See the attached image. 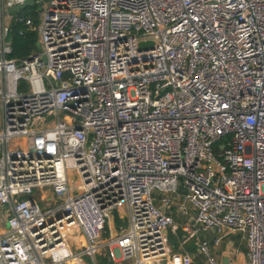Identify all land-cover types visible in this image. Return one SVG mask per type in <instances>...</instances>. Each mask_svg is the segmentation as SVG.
<instances>
[{"label":"built area","instance_id":"obj_1","mask_svg":"<svg viewBox=\"0 0 264 264\" xmlns=\"http://www.w3.org/2000/svg\"><path fill=\"white\" fill-rule=\"evenodd\" d=\"M25 2L0 0V264H200L174 201L207 264L210 231L264 264V0H34L37 27ZM13 24L38 52L10 58Z\"/></svg>","mask_w":264,"mask_h":264},{"label":"crops","instance_id":"obj_2","mask_svg":"<svg viewBox=\"0 0 264 264\" xmlns=\"http://www.w3.org/2000/svg\"><path fill=\"white\" fill-rule=\"evenodd\" d=\"M180 192L181 193L185 192V189L183 188V186L180 187ZM50 195H51V193H50ZM161 197H162V194L156 192V194H155L156 202L158 203V205L160 207H162L161 206ZM174 199H175V197H174ZM177 205H178V202L174 201V206L171 209L167 210V212L170 213L172 215V217L175 219L174 221L178 227L177 232L180 231L178 233L177 232L175 233L176 238L174 239L175 244L178 243L179 247L176 246V251L174 249L173 250L177 253L188 254V255H189V253L195 252V250H198V252H199V246L197 244L198 242H196L194 246L188 247L187 243L190 240L187 239V235L182 229L183 226H185L187 224L193 225L195 223L194 215L193 214L190 216L182 215L178 211ZM4 227L5 226H3L2 228H4ZM122 229L123 228H120L118 226V224L115 223L113 221V219L111 218L104 236H105V238H108V237L114 235L115 233H119ZM72 235L73 236L70 237V239H71L70 242L72 243L73 248L74 249L80 248V246L83 245V239H82L81 235H78V234L76 236H74V234H72ZM167 235L169 237V234H167ZM206 236L208 237V239H206V240H208L210 242L212 255L216 258V260L219 263L247 264V245H246V242H245L241 233L229 234L228 236H226L223 239V241L220 243L219 246L213 245V240L216 238V233L214 231H210V232L205 233V238H206ZM75 239L78 240V246H76V247H74V243H73L74 242L73 240H75ZM190 256L197 262L198 259L195 256H192V255H190ZM71 263L72 264H87L80 259L72 260ZM103 263L114 264L111 262L108 252L98 256L96 259V264H103ZM127 263L128 262H122L119 264H127ZM162 264H170V262L168 260H165Z\"/></svg>","mask_w":264,"mask_h":264},{"label":"rangeland","instance_id":"obj_3","mask_svg":"<svg viewBox=\"0 0 264 264\" xmlns=\"http://www.w3.org/2000/svg\"><path fill=\"white\" fill-rule=\"evenodd\" d=\"M22 14L29 15L34 20L35 27H37L40 24V19H39V15H38V9L27 8L24 11H22ZM30 33H35L37 35V37H38V33L36 31L34 32L33 30H31ZM37 51H39L38 48H37ZM78 182H79L78 174H77L76 171H74L73 175L71 176V189H72V192L74 194L77 191ZM44 192H46V191H41V190L37 189V190H35L33 192L32 195H22V196L17 197V199L18 200L32 199V200H34L35 202H37L39 204V206L41 207L42 210H47V207H46L47 203L42 199ZM47 198H49V197H47ZM120 214H121V212L116 210L113 213V215H112V219H113V221L115 223L118 224V226L120 228L126 229L129 226V218L123 219V218L120 217ZM3 224L4 225L6 224L5 220L3 221ZM167 234H169V236H170V238L172 239V242H173L172 245H174V242H175L174 239L176 238V236H175L176 234L173 232L172 229H169L167 231ZM200 237L203 238V239H208L207 236L205 238V234H202ZM196 242H198V239L188 241V243H187L188 247L194 246ZM176 246L179 247V244L176 243ZM192 253H189V255L195 256L198 259L197 262H199L200 264H206V262H207L206 257L204 255L200 254L198 252V250H195V252H192ZM84 262L87 263V264H94L92 262V260L90 258H87V257H84ZM127 264H131V262H128Z\"/></svg>","mask_w":264,"mask_h":264},{"label":"trees","instance_id":"obj_4","mask_svg":"<svg viewBox=\"0 0 264 264\" xmlns=\"http://www.w3.org/2000/svg\"><path fill=\"white\" fill-rule=\"evenodd\" d=\"M21 29V26L19 25H12L11 30V41H12V47H13V53L10 56V58H17V59H23L27 58L30 55H32L37 51V43H38V37L35 33H27L24 36L19 35V30ZM180 232V231H178ZM177 232V233H178ZM171 246L176 251V244L174 242V245H172V239L170 236L168 237ZM106 264V263H103Z\"/></svg>","mask_w":264,"mask_h":264},{"label":"water","instance_id":"obj_5","mask_svg":"<svg viewBox=\"0 0 264 264\" xmlns=\"http://www.w3.org/2000/svg\"><path fill=\"white\" fill-rule=\"evenodd\" d=\"M33 6H34V0H26L24 4L9 9L8 14L9 15L20 14L22 13V11H24L28 7H33ZM37 46L39 49V43H37ZM152 46H153L152 43H141L140 45L142 49L152 48ZM43 59L46 60L45 57Z\"/></svg>","mask_w":264,"mask_h":264}]
</instances>
